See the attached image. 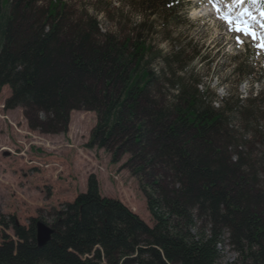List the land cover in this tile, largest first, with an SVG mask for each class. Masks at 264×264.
I'll use <instances>...</instances> for the list:
<instances>
[{
    "label": "trees",
    "instance_id": "trees-1",
    "mask_svg": "<svg viewBox=\"0 0 264 264\" xmlns=\"http://www.w3.org/2000/svg\"><path fill=\"white\" fill-rule=\"evenodd\" d=\"M143 1L177 15L176 0ZM71 6L0 0L4 107H21L31 129L52 134L66 130L70 110L95 112L86 147L109 151L112 163L129 154L153 225L102 196L90 175L53 214L44 245L36 219L2 221L17 241L3 235L0 264H219L226 245L232 264H264V92L216 105L194 74H177L182 47L154 48L142 12L132 27L102 30L98 10Z\"/></svg>",
    "mask_w": 264,
    "mask_h": 264
},
{
    "label": "rangeland",
    "instance_id": "rangeland-1",
    "mask_svg": "<svg viewBox=\"0 0 264 264\" xmlns=\"http://www.w3.org/2000/svg\"><path fill=\"white\" fill-rule=\"evenodd\" d=\"M66 1L77 12L80 8H87L90 13L98 10L96 16L102 30L132 27L141 21L143 14L154 48L166 54L172 48L182 47L183 67L176 70L177 74L184 77L194 74L199 87L217 97L216 105L227 101L232 106L236 97L245 100L264 92V54L257 56L250 40L237 47L235 33L229 34L227 25L216 18L214 10L210 11L212 7L207 0H176L179 4L175 7V18L164 16L162 9L155 6L150 9L143 0ZM154 65L155 69L161 67L159 61ZM240 74L245 75L243 79ZM9 95V87L3 86L0 90V242L4 234L17 241L13 229L2 223L10 218L22 227H27L30 219L50 227L55 211L62 204L72 202L78 193L85 192L90 175L95 177L102 196L120 201L145 224L153 225L138 175L126 165L129 154H122L112 163L109 151L86 147L96 124L95 112L70 110L65 131L44 133L28 126L21 107H4ZM236 130L238 136L248 137L249 131L245 133L240 127ZM250 140L248 137L247 142ZM235 258L234 251L226 245L219 264H232Z\"/></svg>",
    "mask_w": 264,
    "mask_h": 264
},
{
    "label": "snow or ice",
    "instance_id": "snow-or-ice-1",
    "mask_svg": "<svg viewBox=\"0 0 264 264\" xmlns=\"http://www.w3.org/2000/svg\"><path fill=\"white\" fill-rule=\"evenodd\" d=\"M207 3L216 18L227 25L229 34L235 33L237 47L250 40L256 55L264 54V0H207Z\"/></svg>",
    "mask_w": 264,
    "mask_h": 264
},
{
    "label": "water",
    "instance_id": "water-1",
    "mask_svg": "<svg viewBox=\"0 0 264 264\" xmlns=\"http://www.w3.org/2000/svg\"><path fill=\"white\" fill-rule=\"evenodd\" d=\"M35 239L38 246L44 245L52 234V229L42 222H37L35 226Z\"/></svg>",
    "mask_w": 264,
    "mask_h": 264
}]
</instances>
